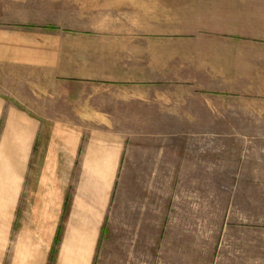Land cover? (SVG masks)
I'll use <instances>...</instances> for the list:
<instances>
[{
	"label": "crops",
	"instance_id": "0c3cea01",
	"mask_svg": "<svg viewBox=\"0 0 264 264\" xmlns=\"http://www.w3.org/2000/svg\"><path fill=\"white\" fill-rule=\"evenodd\" d=\"M0 264H264V0H0Z\"/></svg>",
	"mask_w": 264,
	"mask_h": 264
}]
</instances>
